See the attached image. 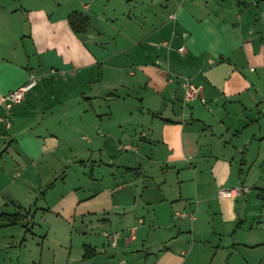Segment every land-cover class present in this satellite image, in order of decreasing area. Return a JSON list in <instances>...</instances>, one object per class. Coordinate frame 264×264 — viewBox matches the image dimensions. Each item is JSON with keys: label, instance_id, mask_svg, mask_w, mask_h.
<instances>
[{"label": "crops", "instance_id": "0c3cea01", "mask_svg": "<svg viewBox=\"0 0 264 264\" xmlns=\"http://www.w3.org/2000/svg\"><path fill=\"white\" fill-rule=\"evenodd\" d=\"M107 6L113 13L109 0H0V230L19 226L27 230L23 223L33 222L40 213L64 224L61 234L67 233L69 259L68 224L83 223L82 264H97L100 254V264H221L222 256L217 257L227 252V245L264 254V241H240L237 232L247 220L250 192L234 175L237 154L247 156L253 149L264 163V0H150L141 40L123 50L124 62L111 64L118 54L106 53L98 29L88 27L84 35L90 40L82 42L67 21L79 12L88 16L89 26L93 17L104 23ZM125 67L132 70L127 73L129 83L122 81ZM95 78L103 83L101 91L98 84L92 91ZM185 78L203 88L204 103L184 102ZM31 81L35 83L23 99L7 108L3 98ZM117 87L137 92L139 105L129 115L135 118L133 125L141 127L133 135H117L114 130L116 149L135 152V162L147 158L165 164L181 184L176 196L166 189L164 195L163 187L142 192L149 205L161 203L164 208L165 202V223L147 234L143 218L136 219L137 225L129 220L137 212L136 202L129 205L127 195L121 197L125 180L131 177L124 179L115 170L112 182L104 172L96 177L93 168L88 183L67 187L64 178L55 201L47 203L41 197L42 181L48 178H44L47 170L43 174L45 160L62 158L60 148L73 143V136H82L92 145L91 152L98 144L106 149L96 135L102 120L92 122L88 115L94 98ZM143 112L152 115L150 121ZM117 123L121 128L122 121ZM127 165L125 171L134 173L136 169ZM46 185V190L55 191L54 183ZM257 186L253 201L264 203V186ZM234 187H246L248 192L218 197L219 189ZM239 201H245L242 216ZM183 210H192L194 220L174 218ZM12 215L23 217L14 222L3 217ZM260 215L253 212L256 218ZM157 217L161 214L153 211L156 223ZM122 219L125 227L118 229ZM113 234L118 235L114 248ZM109 248L115 254L107 253ZM155 248L161 250L152 253ZM29 261L25 264H36L32 258ZM259 262L260 257L256 262L234 260V264Z\"/></svg>", "mask_w": 264, "mask_h": 264}, {"label": "rangeland", "instance_id": "374dc122", "mask_svg": "<svg viewBox=\"0 0 264 264\" xmlns=\"http://www.w3.org/2000/svg\"><path fill=\"white\" fill-rule=\"evenodd\" d=\"M127 1L128 0H109V2L114 5V12L109 14L110 11L108 7L110 6H107L106 11H104L105 14H103L104 20L106 19L104 23L97 22L93 17V19L91 18L90 26H88L89 28L92 27L91 29H93V31H97L98 29V31L103 34L104 37L102 38V42L105 44L107 54L111 55L117 52L116 54H118V57H116L115 60L111 58L112 60L109 64L114 61L124 62L127 59L126 52H123V50L127 45L141 40V34L144 28L143 23H145L150 13L149 7L147 6L150 0H133V3L129 0V5H127ZM69 9L71 8H68V10ZM89 28H87V30H90ZM125 69L123 68L121 73L123 76L122 81L124 83H129V78L131 77H129L127 73H130L132 70L129 67H125ZM108 77L107 69V71L105 70L104 78L108 80ZM125 77L128 80L127 82L125 81ZM93 81L95 82L92 84V91H96L98 86L101 91L103 89L101 80L100 85L96 82V78ZM97 84L98 86H96ZM126 85L129 86L128 84ZM109 94H115V98ZM85 95L88 96V92H86ZM99 97L100 98H94L95 102L92 104L93 106H91L93 110H89L88 116L92 122L98 123L99 119L102 120L100 121L102 122L100 130L96 132V135L99 134L102 138V142L106 143V149L101 150V145L99 146L98 144L94 146L91 152L90 149L92 145H88V143L82 139V136H73L76 139L73 143L64 145L60 148V150H63L62 158L58 157V159L54 160H45L47 165H43V174L47 170L46 173L48 174H44V178H48L42 181L43 195L41 197L42 199L46 198L47 203L53 200L55 201L62 192L61 188L64 178H66L65 185H67V187L77 185V183H82L81 185L88 183V174L93 168L96 177L97 174L101 175V172L106 173L108 183L113 180V175L110 174L117 171V174L123 176L124 179L125 175L131 177L130 180H125L124 186H126V188L121 192V197L127 195L129 198V205L136 202L137 212H135L130 219L128 217V219L134 220V222L131 221V223L137 225L136 219L140 217L143 218L145 221L144 234H147L149 231L152 232L153 230L159 229L161 225L165 223V202L163 204L164 208L160 207L161 203L158 205L155 204L154 206L149 205L142 200V192L144 190L147 191V189H150L151 192L153 188L163 187L162 190L164 195L166 189L169 194L176 196L179 195L181 186L180 180H177L175 174L169 173L165 164H156L153 160L147 158H138V162H135L133 159V156H137L135 152L116 149L118 142L115 143V140H113L114 130L117 135H120L121 132H127V134L131 133V135H133L135 132L134 129L139 133L138 129L141 127L140 124L138 128L133 125L135 118L133 116L131 118V115H129V113L134 114L136 109L135 106L139 105L137 100L139 96H137V92L131 94L130 90L119 87L116 91L108 89ZM79 102L83 104L84 100L80 99ZM73 103L76 104V101L74 100ZM87 109L90 108L87 107ZM142 114L148 116L147 119L149 121L151 120L152 115H148L146 112ZM70 118L71 113L69 119ZM119 120L122 121L121 128L117 126ZM144 129L146 130V128ZM110 141L114 142L111 146H109ZM125 143V140H122L121 144L124 145ZM99 150H101V152H98ZM237 155L238 156L234 160V175L236 179L245 181V185L249 188L250 192L248 199H246L248 203L246 208L247 220L237 233L241 236L240 241H246L248 244L262 243L264 241V203L253 201L252 194L258 189L257 183H261L264 186V163L256 159L253 149H250L247 156L242 154ZM129 163L132 165L129 167L136 169L134 173L125 171ZM117 174H114L116 176L115 180L117 179L119 183ZM207 177L210 178V176ZM48 183H54L55 185V191L52 193L51 189L46 190V184ZM242 203L244 204L245 201H242ZM242 203H240V201L238 203L241 216L244 212L243 207H241ZM39 204L42 206L44 205L42 200H39ZM125 207L126 206H124V208ZM157 210L161 214V218L157 217L160 222H158L159 224L152 219V212ZM122 212L123 210L121 209L120 213ZM253 212H259L261 214L260 217L256 218L253 216ZM111 216L113 220V213ZM123 221V219L118 221V229H120L122 225L125 227V224L122 223ZM23 224L27 226V230L20 226L15 229L7 228L0 230V260H2L4 264H25L29 263L31 258L36 264H82L80 257L82 254L81 245L83 240H81L79 236H81L80 232L83 223L75 222L68 224L69 231L72 232L71 257L69 259L67 258L68 254H66V249H68L66 246L67 233L64 232L61 234L63 227H65L63 223H57L52 219H46L38 213L33 222L29 223L25 221ZM87 224L85 229H87ZM139 227H143V225ZM112 231L116 232L114 230ZM97 233L99 234V232ZM8 240L10 244H7ZM234 249L237 250L235 251ZM226 250L227 252L220 253L217 257L218 260L222 256L221 264H226V262L234 264V260L239 262L246 258L253 259L254 262H256L257 257H260L261 262H259V264H264L262 263L264 259L262 251H246L252 249H244L241 245H227ZM107 251V253H114L113 249L110 248ZM186 253H188V249H186ZM211 255L212 253L210 256ZM97 261V264H100L101 254ZM85 264H89V261Z\"/></svg>", "mask_w": 264, "mask_h": 264}, {"label": "built area", "instance_id": "2783aa9c", "mask_svg": "<svg viewBox=\"0 0 264 264\" xmlns=\"http://www.w3.org/2000/svg\"><path fill=\"white\" fill-rule=\"evenodd\" d=\"M172 16L171 18H173ZM179 52H183V48L178 50ZM34 81L28 82L20 88L10 92L7 96L3 98V102L7 108H10L12 105L18 104L22 99L24 93L34 85ZM182 86L184 88V102L188 103L194 100H199L201 103H204L203 96V88L201 86L194 85L188 79H183ZM248 189L246 187L241 188H233V189H219L218 197H235L240 196L241 194H246ZM194 212L193 211H179L174 213V218L176 219H185L189 221L194 220ZM118 235L113 234L110 238V245L114 248L117 244Z\"/></svg>", "mask_w": 264, "mask_h": 264}, {"label": "trees", "instance_id": "16d2710c", "mask_svg": "<svg viewBox=\"0 0 264 264\" xmlns=\"http://www.w3.org/2000/svg\"><path fill=\"white\" fill-rule=\"evenodd\" d=\"M67 21L69 27L71 28L73 33H75L77 36L86 34L87 28L89 26V18L87 15L79 12H74L68 16ZM3 217L9 222H14L22 219L23 216L12 215V216H3Z\"/></svg>", "mask_w": 264, "mask_h": 264}, {"label": "water", "instance_id": "95a60500", "mask_svg": "<svg viewBox=\"0 0 264 264\" xmlns=\"http://www.w3.org/2000/svg\"><path fill=\"white\" fill-rule=\"evenodd\" d=\"M79 39H80L82 42H87V41L90 40V37L87 36V35H81V36H79ZM159 250H161V248H155V249H153L151 252L154 253V252H157V251H159Z\"/></svg>", "mask_w": 264, "mask_h": 264}]
</instances>
